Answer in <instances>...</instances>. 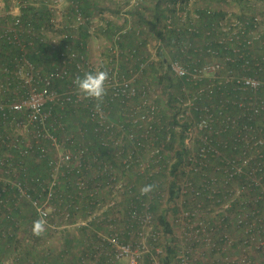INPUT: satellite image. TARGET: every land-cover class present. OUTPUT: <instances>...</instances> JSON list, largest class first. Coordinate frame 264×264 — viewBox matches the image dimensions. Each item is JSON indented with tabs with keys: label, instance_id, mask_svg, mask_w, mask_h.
I'll return each instance as SVG.
<instances>
[{
	"label": "built area",
	"instance_id": "2783aa9c",
	"mask_svg": "<svg viewBox=\"0 0 264 264\" xmlns=\"http://www.w3.org/2000/svg\"><path fill=\"white\" fill-rule=\"evenodd\" d=\"M27 3L0 6V44L18 50L0 51L1 263L34 262L20 255L27 246L44 253L43 264H58L56 252L69 255L61 251L77 228L87 247L79 264H264V55L254 53L264 45L260 17L249 30L248 20L222 22L223 56L210 40L205 50L183 39V56L171 57L168 47L164 55L119 44L91 52L97 8L31 0L36 9L24 14ZM176 6L179 16L188 9ZM165 23L175 27L171 16ZM37 42L49 47L41 64L30 58ZM98 70L109 74L106 95L85 99L73 80ZM162 74L183 81L164 86ZM146 184L155 189L141 196ZM38 219L45 221L40 236L32 232ZM57 235H65L58 250Z\"/></svg>",
	"mask_w": 264,
	"mask_h": 264
},
{
	"label": "trees",
	"instance_id": "16d2710c",
	"mask_svg": "<svg viewBox=\"0 0 264 264\" xmlns=\"http://www.w3.org/2000/svg\"><path fill=\"white\" fill-rule=\"evenodd\" d=\"M28 1L27 5L22 7V11L25 13H30L34 12L35 4L31 3V0H24ZM35 1V0H33ZM72 2L79 3L82 6V10L85 13H90L92 7H95L99 5L98 2L100 0H71ZM145 2V0H140V3ZM152 2L153 6L151 8V15L146 16L145 12L142 10L141 5L135 7V14L138 20L141 21L143 24L142 26L140 25H135L133 29L130 31H127L126 34L122 35V39L119 40H114L112 39L111 45L119 44L123 48H127L129 46H134L136 48V51L143 52L147 51L146 44L149 42L148 38L146 37L148 35V32L151 31L153 35L159 40L158 41V46H159V55H164L165 51L164 48L168 47V53L171 57H179L182 55V52L180 48L178 47V43H180L183 39H190L194 41V43L198 45H202V47L207 50V47L204 43L205 40H210L211 43L209 44L212 48H215L217 51H219V54L222 56L226 53L229 52L227 48L222 45L217 38L219 36H222L226 34V31L223 29L224 25H222V22L227 21L228 23L230 22V16L228 15L227 11L224 8L223 1L222 0H207L208 2L206 5L200 6V7H195L194 10L198 12V15L196 17H192L191 14H189V18L184 19L181 21V17H177L174 15L172 12L167 13L166 11H175L176 10V3L178 1L176 0H149ZM183 2L181 3L180 7L184 8L185 4H187V0H182ZM201 1V0H200ZM204 1V0H203ZM243 2V0H240ZM245 1V0H244ZM198 1H196L197 3ZM211 2L213 5H211ZM147 3V2H146ZM243 6H249L247 3L243 2ZM251 7V6H250ZM96 8V7H95ZM39 10L40 7L38 8ZM40 12V11H39ZM44 11H42L43 13ZM256 13H249L246 10H241L240 14L237 15L239 20L247 21L249 22L247 30H249L251 27L254 26L255 24V17ZM163 16H171L173 22L175 23V27H167L166 23L164 26L162 25V17ZM103 19L105 17H102ZM103 23L105 21L102 20ZM108 21V20H107ZM181 21V22H180ZM195 24V29L190 30L189 25ZM111 23V22H109ZM147 27V28H146ZM122 28V27H121ZM119 28V29H121ZM132 28V27H131ZM130 28V29H131ZM99 30L104 32L105 35L109 34L113 35L115 30H118L117 28H113L112 32V26L108 24V27L103 25L99 27ZM112 32V34H111ZM127 35L132 39L133 45H127L126 41L129 38H126ZM90 36V33L87 31V27L83 26L80 30V37L81 40H87ZM264 39V36H262ZM111 38V37H110ZM209 38V39H205ZM131 41V42H132ZM160 42V43H159ZM176 45L175 48H171V46ZM80 43L77 42L75 43V47H79ZM30 58L38 63L41 64L45 59L46 55L49 53V47L47 43H41L37 42L34 47H30ZM0 51L2 53L6 54H13L16 53L18 50L16 47H14L11 44H0ZM190 53L193 52V49H190ZM254 53L259 56L260 58L264 55V45L261 47L259 45H256V49ZM213 56V55H212ZM213 59V57H212ZM229 63H226V66ZM150 68L153 69V71L157 70V65L153 63L152 65L149 66ZM151 69V70H152ZM151 70H148L150 72ZM157 72V71H156ZM252 73V72H251ZM260 75V73H259ZM183 79H178V81H173L171 77L168 76V74H162L160 75L159 82L164 84V86H173L174 88L177 87L179 84H181ZM176 89V88H175ZM75 118H79V116H76L72 118L74 120ZM188 121L185 120L182 122V126L185 129L186 126H188ZM181 137L179 138L180 142L179 145L181 146L183 144V133L180 134ZM172 146V145H170ZM183 152L180 150H177V156L180 158L182 156ZM174 173V169H173ZM174 186L175 182L172 181L171 183V193H174ZM156 209V207H155ZM30 215L27 216V219L29 220ZM159 221L161 224H163L166 228V230H170V223L167 221L165 218L164 214L161 213L158 216ZM95 234V233H94ZM77 237L75 235L66 238L65 242V249H62L61 252H66L69 255L67 257L61 256L60 251L56 252L57 255H55L57 263L58 264H68V260L71 255V261L73 262L75 259H78L79 256L77 255L80 253L81 248L83 244L81 240H77ZM89 238V236H88ZM27 246H25V249L23 252L20 253L24 258L30 256L31 259H34V262H30V264H43L42 259L44 258V253L36 250L35 248H30L28 251ZM87 249L86 246H83V252ZM4 252H13L12 250L10 251H5ZM170 253H173V249H170ZM168 260V257H167ZM19 264V263H17ZM53 264H56V261H53ZM167 264H170L169 261H167Z\"/></svg>",
	"mask_w": 264,
	"mask_h": 264
},
{
	"label": "rangeland",
	"instance_id": "374dc122",
	"mask_svg": "<svg viewBox=\"0 0 264 264\" xmlns=\"http://www.w3.org/2000/svg\"><path fill=\"white\" fill-rule=\"evenodd\" d=\"M176 1L180 2V5L183 2L182 0H176ZM196 1H198V2L196 3ZM206 1L207 0H204V1L203 0H201V1L200 0H187V2H186L187 4H185V6L188 7L187 11L186 12L179 11L180 13L183 12L186 16H184V14H183V16H180V17L187 19V20L189 18V16H188L189 14H191L192 17H196L198 15V12L195 11L194 8L206 5L208 3ZM35 2H37L39 5H41L43 0H35ZM69 2L70 1H68V5H69ZM243 2L247 3L249 6H243ZM243 2L240 0H224L223 1L224 8L227 11L228 15L230 16V22L227 24V26H229V24L233 21V19L239 20L237 15L240 14L241 10H246L249 13L250 12L256 13L260 17V24H259L258 30L260 32L261 31L264 32V0H245V1L243 0ZM11 3H12V0H0V6L1 7H7ZM66 3L67 2H64L63 5L65 6ZM98 3H99V5L95 6L98 10H97L96 15H94V17H93L94 21H96V23L100 27L101 26L100 22L105 19L104 24H106L107 27H108V24H110V26H112V32H113V28H117V29H119L121 27L123 28L125 25L128 26V24H130L132 27L131 29L127 30L130 32L135 25L136 26L137 25L142 26L143 24L136 17L135 7L141 5V8L145 12V15L150 16L151 15V8L153 6L152 2L149 0H145V2L142 1V3H140V0H100V2H98ZM13 5H15V4H13ZM211 5H213L212 2H211ZM12 7L15 8L17 6H12ZM15 10H17V9H15ZM166 12L167 13L172 12L174 15L179 17L178 10H175V11L167 10ZM97 15H101V16H97ZM102 17H105V18L103 19ZM165 18H166L165 16L162 17V25L163 26L165 24ZM181 21H183V20L181 19ZM109 22H111V23H109ZM127 31L124 34H126ZM112 32H111V34H112ZM96 35H97L96 37H93V39H90V51L91 52H99V51L107 52V51H109V49L111 47L110 45H111V41L113 39V35H110V36H109V34L105 35V33L100 31L99 29H98V34H96ZM146 37L148 38V41H149L146 44L147 51L149 50V51H152V53L159 55L158 54L159 53V46H158L159 40L153 35V33L151 31L148 32V35ZM126 38H129L126 41V44L127 45H129V44L133 45L132 44L133 41L128 35ZM205 39H208V38H205ZM165 50H167V49H164V51ZM165 53H166V51H165ZM151 69L152 68H150V67L148 68V70H151ZM156 71H153V69H152L150 71V73L153 75L156 73ZM75 230H77V228H72L74 235H76L79 239H81V237H86V236H82L81 232H75ZM64 237H65V235H57L56 236V238L58 239L55 241V244H54V247L56 250H58L59 240L64 243ZM80 254L81 253H78L77 255L80 256ZM86 260L87 261H94L93 259H90V258H87ZM67 263L68 264H79L78 259H75L73 262L71 261V255H70V258H69ZM0 264H2L1 261H0Z\"/></svg>",
	"mask_w": 264,
	"mask_h": 264
},
{
	"label": "clouds",
	"instance_id": "9594fccd",
	"mask_svg": "<svg viewBox=\"0 0 264 264\" xmlns=\"http://www.w3.org/2000/svg\"><path fill=\"white\" fill-rule=\"evenodd\" d=\"M109 79V74L107 71H94L86 72L83 76L77 75L73 84L75 85L77 91L84 96L85 99L101 101L106 95V81ZM155 185L146 184L140 187L139 192L141 196H146L153 192ZM45 231V221L38 219L33 221L32 232L36 236H40Z\"/></svg>",
	"mask_w": 264,
	"mask_h": 264
}]
</instances>
